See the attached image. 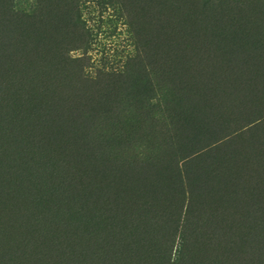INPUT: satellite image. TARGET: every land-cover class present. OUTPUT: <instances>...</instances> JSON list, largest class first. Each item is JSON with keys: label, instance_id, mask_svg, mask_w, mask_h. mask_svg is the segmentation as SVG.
<instances>
[{"label": "trees", "instance_id": "trees-1", "mask_svg": "<svg viewBox=\"0 0 264 264\" xmlns=\"http://www.w3.org/2000/svg\"><path fill=\"white\" fill-rule=\"evenodd\" d=\"M85 1L0 0V264H264V210L226 214L181 191L162 203L130 184L113 196L83 188L72 167L82 148L75 125L91 135L119 116L125 77L122 60L92 63ZM160 11L166 35L174 23ZM73 16L84 33L78 55ZM129 176L126 165L114 174Z\"/></svg>", "mask_w": 264, "mask_h": 264}, {"label": "rangeland", "instance_id": "rangeland-1", "mask_svg": "<svg viewBox=\"0 0 264 264\" xmlns=\"http://www.w3.org/2000/svg\"><path fill=\"white\" fill-rule=\"evenodd\" d=\"M25 1L18 0L19 6ZM155 1L159 7L153 0L80 5L91 33L92 63L122 60L125 77L115 107L119 116L101 120L92 136L75 125L82 148L72 155L73 171L85 190L104 196L122 194L130 184L138 187L136 196L157 202L174 201L181 191L205 209L259 214L264 210V0ZM161 7L174 23L166 35L159 34ZM74 19L67 32L72 54L78 55L84 33ZM162 110L167 115L157 116ZM57 139L64 143L68 137ZM109 150L116 159L109 158ZM122 165L134 174L127 181L114 177Z\"/></svg>", "mask_w": 264, "mask_h": 264}]
</instances>
